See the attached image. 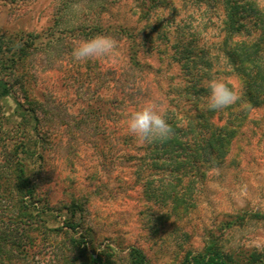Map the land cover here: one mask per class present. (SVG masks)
I'll list each match as a JSON object with an SVG mask.
<instances>
[{
	"label": "rangeland",
	"instance_id": "obj_1",
	"mask_svg": "<svg viewBox=\"0 0 264 264\" xmlns=\"http://www.w3.org/2000/svg\"><path fill=\"white\" fill-rule=\"evenodd\" d=\"M224 1L0 0V91L9 90L0 96V163L14 142H24L20 157L38 195L60 207L78 199L91 226L89 249H112L114 264H126L131 245L143 249L148 264H184L211 247L234 255L264 247V109L255 113L259 124L249 142L206 171L194 205L179 213L143 188V172L122 158L124 150L141 152L127 134L128 113L153 100L164 110L176 103L190 109L171 101L169 91L183 75L178 60L187 49L199 66L211 64V79L237 86L224 73ZM253 1L264 8V0ZM97 34L116 41L113 54L74 60L73 48ZM25 98L53 99L70 126L40 116L49 131L41 146L37 123L22 125L29 118ZM58 243L39 236L32 250L55 264Z\"/></svg>",
	"mask_w": 264,
	"mask_h": 264
},
{
	"label": "trees",
	"instance_id": "obj_2",
	"mask_svg": "<svg viewBox=\"0 0 264 264\" xmlns=\"http://www.w3.org/2000/svg\"><path fill=\"white\" fill-rule=\"evenodd\" d=\"M224 4L227 31L221 41L224 73L233 75L237 86L224 82L241 100L225 109L208 111L205 96L209 91L205 84L211 79V64L204 62L199 66L189 48L186 56L178 60L179 72L183 75L180 81L171 84L169 91L175 92L171 101H186L190 109L176 102L171 108L167 106L166 120L173 128L172 136L165 141L141 143L140 153L122 152L124 160L130 159L143 172L142 187L151 194L157 193L161 197L159 203L169 199L175 214L183 207L194 205L197 187L205 179L207 170L218 167L233 150L240 151L249 142L259 124L255 113L264 109V8L253 0H225ZM19 51L23 52V48ZM138 70L141 72L143 68ZM141 83L134 80L131 85L140 90ZM4 94H9V90L3 88L0 96ZM25 99L29 118L23 117L22 125L28 127L30 120L37 123L38 127L34 128L41 146L48 140L49 131L45 124H40L44 120L40 116L49 115L63 126H70L59 114L61 104L53 99ZM122 138L129 143V137ZM24 147L26 144L21 140L14 142L0 163V264H52V258L40 259L32 250L39 236L59 239L55 264H114L112 249H89L91 226L85 217L87 210L78 199L60 207L51 206L38 195L35 182L28 177L26 163L20 157ZM62 209L67 215L59 220ZM54 221L56 224L52 225ZM217 250L211 247L204 253H193L184 264H264V247L236 255L217 254ZM126 264H148L143 249L129 246Z\"/></svg>",
	"mask_w": 264,
	"mask_h": 264
},
{
	"label": "clouds",
	"instance_id": "obj_3",
	"mask_svg": "<svg viewBox=\"0 0 264 264\" xmlns=\"http://www.w3.org/2000/svg\"><path fill=\"white\" fill-rule=\"evenodd\" d=\"M116 41L107 35L97 34L80 42L73 48L72 57L76 61L106 57L113 54ZM209 91L207 110L218 111L230 107L241 100L240 95L226 82L212 78L206 81ZM127 134L142 144L165 141L173 134L172 126L166 120V112L155 100L146 102L131 111L126 120Z\"/></svg>",
	"mask_w": 264,
	"mask_h": 264
}]
</instances>
